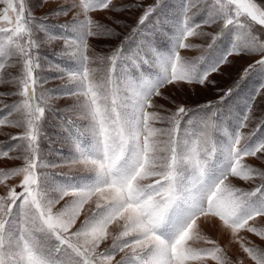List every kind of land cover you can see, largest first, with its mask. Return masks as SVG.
Masks as SVG:
<instances>
[{
  "label": "rangeland",
  "instance_id": "rangeland-1",
  "mask_svg": "<svg viewBox=\"0 0 264 264\" xmlns=\"http://www.w3.org/2000/svg\"><path fill=\"white\" fill-rule=\"evenodd\" d=\"M0 264H264V0H0Z\"/></svg>",
  "mask_w": 264,
  "mask_h": 264
}]
</instances>
